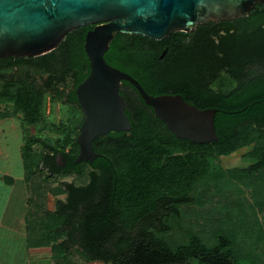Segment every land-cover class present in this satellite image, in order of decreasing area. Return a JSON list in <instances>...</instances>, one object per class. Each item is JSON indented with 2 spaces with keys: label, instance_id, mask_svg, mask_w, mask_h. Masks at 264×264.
I'll list each match as a JSON object with an SVG mask.
<instances>
[{
  "label": "trees",
  "instance_id": "1",
  "mask_svg": "<svg viewBox=\"0 0 264 264\" xmlns=\"http://www.w3.org/2000/svg\"><path fill=\"white\" fill-rule=\"evenodd\" d=\"M93 28L71 32L44 56L0 60V121L5 118L2 104H12L30 127L45 122L48 95L52 102L79 105L76 88L90 74L85 39ZM105 59L152 96L180 95L201 110L216 109L219 141L179 140L124 82L120 92L133 128L97 138L94 149L100 157L93 163L75 164L81 108V119L63 125L62 140L50 144L34 136L27 139L22 151L27 182L42 167L49 172L47 179L83 176L85 167L90 168L86 184H64L59 194L66 199L56 200L54 211L29 218V245L50 247L63 262L78 255L85 263L103 264H264L256 251L264 244V227L240 249L234 224L222 221L196 229L180 222L184 207L214 204L210 200L215 195H240L239 184L262 189L264 4L248 17L210 22L163 41L118 34ZM14 69L17 75L5 76ZM31 69L47 75L42 85L31 79ZM67 83L69 91L61 88ZM36 144L43 152L33 151ZM247 147L252 150L246 156L254 161L247 168H213L220 157ZM256 205L263 210L264 199L257 198ZM173 220H179L177 227Z\"/></svg>",
  "mask_w": 264,
  "mask_h": 264
},
{
  "label": "water",
  "instance_id": "2",
  "mask_svg": "<svg viewBox=\"0 0 264 264\" xmlns=\"http://www.w3.org/2000/svg\"><path fill=\"white\" fill-rule=\"evenodd\" d=\"M264 0H0V60L37 58L56 50L71 32L94 26L85 39L90 74L76 88L84 120L75 164L100 157L94 142L130 132L120 89L129 82L179 140L219 141L216 109L201 110L180 95L152 96L132 76L109 65L105 54L118 34L163 41L199 26L248 17Z\"/></svg>",
  "mask_w": 264,
  "mask_h": 264
},
{
  "label": "rangeland",
  "instance_id": "3",
  "mask_svg": "<svg viewBox=\"0 0 264 264\" xmlns=\"http://www.w3.org/2000/svg\"><path fill=\"white\" fill-rule=\"evenodd\" d=\"M18 72L17 69H14L6 72L5 76L8 78L13 77ZM30 76L39 85H42L43 81L47 78V75L41 77L32 69L30 70ZM1 85L2 81L0 80ZM61 88L68 91L71 90L69 83L61 86ZM1 109L5 114V118L0 121V209L7 198L4 188L8 189V185L2 178L8 176V178L14 180V187L17 188L10 207L11 212L8 213H14L15 217L20 219L19 215H23V210L26 212L23 208L25 204L23 201L29 200L24 190L26 173L22 158L23 147L27 139L34 136L40 140L54 144L57 140H62L66 136L63 125H69L73 119H81L82 113L78 104L66 103L65 100L62 102H52L51 95H48L45 103V122L37 127H30L24 122L23 114L17 111L12 104H2ZM251 150L252 147H247L230 156L220 157L214 163L213 168L221 170L247 168L254 162L246 156ZM33 151L41 153L43 152V146L36 144L33 147ZM42 169V171H37V174L29 183L33 192L30 206H26L27 211L30 213V218L43 216V212L54 208L56 200H64L65 195L59 193L64 189L65 183L86 184L88 182L87 174L90 171V168L86 166L83 176L54 175L50 179H47L46 177L49 175V172L44 167ZM260 176H263V186L262 189L259 188V191H254V189L239 184L237 187L242 190V194L240 195L233 196L232 194L230 199L215 195L213 200H210L214 204L206 203L202 207L193 204L184 207V213H182L180 221L181 224L188 223L189 226L196 229H199V226H206L207 229H210L209 225H216L222 221L234 224L238 227L239 248L243 249L249 243L255 241L259 228L264 227V208H262L263 210H259L256 205L257 198L264 199V171L260 173ZM231 192L233 193L235 190ZM226 202H229V204H226ZM224 205L225 208L221 209ZM10 222L8 220L7 223L9 224ZM180 222L179 220L174 221L172 223L174 225L172 226L177 227V224ZM2 229L5 231L4 228ZM5 232L4 234H0V264H20L22 262L20 254L27 247L26 240L24 236L19 237V234L14 235L12 232ZM27 241L29 245V239ZM244 242L246 244H243ZM30 248L39 249L33 246H30ZM19 251L21 252L19 253ZM256 251L261 255V258H264V244L259 246ZM71 260L73 261L74 259L72 258Z\"/></svg>",
  "mask_w": 264,
  "mask_h": 264
},
{
  "label": "crops",
  "instance_id": "4",
  "mask_svg": "<svg viewBox=\"0 0 264 264\" xmlns=\"http://www.w3.org/2000/svg\"><path fill=\"white\" fill-rule=\"evenodd\" d=\"M5 178H8V176H5L2 178V180L8 185V189L4 188L7 194V198L5 200V203H3V207L0 209V234L6 233L5 231L12 232L14 235L19 234V237L24 236L26 240V249L23 251V253L20 254V258L22 259V262L20 264H103V263H85L83 261V258L75 255L73 257V261L70 259L69 262H63L61 260H57L55 257H53V253L50 247H40L39 249L37 248H30V245H28V239H29V232H28V223H29V216L30 213L27 211L26 206L31 203V198L33 195L30 182L25 181V194H27L29 200H24V209L26 212L23 210V215H19L20 219L16 218L14 213H8L10 211L11 204L13 202V198L15 195V191L17 190L16 187H14V182H11L9 180H5ZM66 199V196H65ZM64 199V200H65ZM62 200V199H60ZM28 202V203H27ZM56 202V201H55ZM56 207V204L54 205V208H51L49 211H54ZM16 212V211H15ZM8 220L11 222L8 224ZM8 224V225H7ZM7 225V226H5ZM4 228L5 231L2 229ZM21 251H19L20 253ZM13 264V263H11Z\"/></svg>",
  "mask_w": 264,
  "mask_h": 264
},
{
  "label": "flooded vegetation",
  "instance_id": "5",
  "mask_svg": "<svg viewBox=\"0 0 264 264\" xmlns=\"http://www.w3.org/2000/svg\"><path fill=\"white\" fill-rule=\"evenodd\" d=\"M125 85V83L124 82H122V84H121V88H122V86H124Z\"/></svg>",
  "mask_w": 264,
  "mask_h": 264
}]
</instances>
